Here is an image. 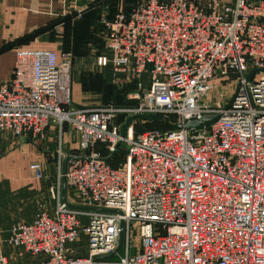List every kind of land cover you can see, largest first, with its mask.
<instances>
[{"label":"built area","instance_id":"obj_1","mask_svg":"<svg viewBox=\"0 0 264 264\" xmlns=\"http://www.w3.org/2000/svg\"><path fill=\"white\" fill-rule=\"evenodd\" d=\"M99 22L110 55L98 63L134 84L135 105L72 107L70 60L55 50H18L0 84V135L77 133L78 154L58 157L74 204L87 208L62 201L59 170L52 212L41 205L13 225L7 245L43 256L38 264H264V0H138ZM230 79L231 100L212 102L213 83ZM122 113L172 116L174 128L135 133L134 120L122 137ZM209 116L219 118L184 129ZM28 168L44 178L42 163ZM121 224L120 251L98 259L115 251Z\"/></svg>","mask_w":264,"mask_h":264},{"label":"crops","instance_id":"obj_2","mask_svg":"<svg viewBox=\"0 0 264 264\" xmlns=\"http://www.w3.org/2000/svg\"><path fill=\"white\" fill-rule=\"evenodd\" d=\"M112 2L113 0H0V84L11 77L15 54L18 50H55L58 54L60 40L69 36V32L76 35L79 18L83 17L91 21L89 24L91 27L92 20L97 13L102 11L104 13V10ZM58 61H60L59 54ZM113 75L115 74L113 73ZM71 81L72 107L84 109L112 105V103H98L100 100L97 98L87 101L81 87L77 84L78 81L75 78L74 80L71 78ZM143 81L147 83L146 75L143 76ZM133 90L134 87L125 96L130 103H134L128 98L129 93ZM107 91L109 90L107 89ZM122 116L120 121H116V123L121 124L130 117L129 114ZM68 127L65 126L59 133L55 126H50L46 130L44 138L37 140H45L43 146L51 144V142L56 146L60 143L66 152L72 151L75 146L77 148L78 135ZM16 139L9 135H0V226L10 225L6 234L3 236L1 234L3 243L0 254L7 257L10 264H38L44 259L43 256H30L28 254L18 256L22 250L8 246L5 241L14 224L33 221L40 201L45 202L46 205L44 206L49 209V212H52L54 203L51 199L50 188L56 183L52 181L45 187L40 183L45 176L41 180L32 177L28 168L31 162L42 163L45 171L42 155L35 156L32 149L31 151L28 149L26 154L25 151H23L24 154H21L19 145L24 143L23 139L26 138H22V141ZM15 145L18 147L14 148ZM29 145L28 143L25 144L26 147ZM65 154L67 157L74 155L71 152ZM60 194L62 199V187H60ZM74 197L73 190L66 185L65 198L67 202L76 205L74 204ZM1 221H8V223L3 224ZM84 244L82 238L79 246ZM79 255H85V251L82 250Z\"/></svg>","mask_w":264,"mask_h":264},{"label":"rangeland","instance_id":"obj_3","mask_svg":"<svg viewBox=\"0 0 264 264\" xmlns=\"http://www.w3.org/2000/svg\"><path fill=\"white\" fill-rule=\"evenodd\" d=\"M137 1L138 0H117L115 3L109 4L107 9L104 10V13L103 11L100 13L96 11L98 13L95 18H93L91 27L89 25L91 21L86 20L83 17H81L82 19L79 18V22H77L79 23V25H77L78 30L76 32V35H72L71 32H69V36L60 40V47L58 50L60 62L66 60L65 56H67V59L69 58L71 78L73 80L75 78V80L78 81L77 84H79V86L81 87L83 95L86 97L87 101H91V99L97 98L100 100L98 103L117 104L121 101V97H119L120 101L118 102L116 101V96H112V94H114L112 90V80H114V84L117 85L118 88H121V90L130 85L131 81L126 80L124 74L117 73L113 75L112 68L105 69L98 63L99 57L110 55L104 44L103 30L101 29L102 27L100 26L101 24L99 21L102 16L112 17V15H114V13L118 10H125L128 5H133ZM213 85L214 89L211 91L210 95V97H212V102L214 101V98H216L218 101L222 102L224 106H226V104L231 100L236 91L237 82H235L233 79H230L226 83L220 81V83L215 82L213 83ZM107 89L109 91H107ZM221 96H224V98ZM123 114L125 113L118 114L116 116V121L119 122V118ZM173 119L174 117L169 116L166 118V121L169 123L173 121ZM65 126H69L68 128L73 131L70 125H64L63 129L65 128ZM152 126L153 125L147 124L145 122H138L136 126H133V131L136 132L135 127H138L137 129L140 132L148 130ZM158 126L161 127V125H154L153 127L158 128ZM21 139L22 138H17L16 140ZM23 140L24 143H20L19 145V147L21 148V154H26L28 149H30V151L32 149V152L35 154V156L39 154L42 155V161L45 165V178L41 180L40 183L45 187L48 186V184L52 181L54 183L57 182L59 170H61L62 174V165L65 159L59 158L58 152L61 151L64 155H66L65 153L70 152L71 154H78L76 146L74 149H72V151L69 150L70 152H66L64 150V147L59 146V144H57L56 146L52 142L51 144L43 146L45 144V140L38 141L27 138ZM27 143L28 145L31 144L32 146L29 145L28 147H26L25 144ZM16 147L18 146L15 145L14 148ZM23 151L25 152L23 153ZM41 202L42 201H40L38 204L37 212L41 209L42 204L46 205L45 202ZM44 208L49 210L47 207ZM1 222L3 224L8 223V221ZM9 227L10 225L0 226V234H2V236L5 235ZM131 252L133 253L134 251Z\"/></svg>","mask_w":264,"mask_h":264},{"label":"water","instance_id":"obj_4","mask_svg":"<svg viewBox=\"0 0 264 264\" xmlns=\"http://www.w3.org/2000/svg\"><path fill=\"white\" fill-rule=\"evenodd\" d=\"M251 77V74L248 76V79ZM141 119L143 121H150V122H157L159 120V117L156 115H142V116H130L128 117L125 122L121 125L120 127V135L122 137L126 136V131L127 128L129 127V125L135 120V119ZM219 118V116H209V117H204L199 121H195V122H189L184 126V129H188V130H199V129H203L205 127L210 126L211 124H213L215 121H217ZM178 129L181 128V126L177 127ZM118 146L116 145L115 147V153H121V151L118 150ZM68 158H66L63 162L62 165V178H61V187H62V201L64 203H66L70 208L72 209H87L84 207H80V206H76V205H71L67 202L66 198H65V190H66V179H65V170H66V164H67ZM106 211H110L111 210H106ZM123 224L120 225V232H119V238H118V244L117 247L115 249V251L107 256H103V257H99L98 259H111L113 258L121 249L122 244H123Z\"/></svg>","mask_w":264,"mask_h":264},{"label":"trees","instance_id":"obj_5","mask_svg":"<svg viewBox=\"0 0 264 264\" xmlns=\"http://www.w3.org/2000/svg\"><path fill=\"white\" fill-rule=\"evenodd\" d=\"M116 1H114L113 0V2L112 3H115ZM131 6L132 5H128L126 8H125V11L126 12H129L130 11V8H131ZM100 13V12H99ZM116 13V12H115ZM114 13V14H115ZM114 15H112V17H113ZM101 26V25H100ZM102 27V26H101ZM102 29V28H101ZM14 45V44H13ZM111 68V66L110 65H108V66H106L105 67V69H108V68ZM134 87V84L131 82L130 83V85H128L126 88H124V89H122L121 90V88H118L117 87V85H115L114 83L112 84V88H113V90H114V94H115V96H116V101H120V99H119V97H121V101L119 102V103H114V104H112V106H116V107H130V106H132L134 103H130L128 100H126V98H125V96H126V94L128 93V91L131 89V88H133ZM117 93V94H116ZM135 105V104H134ZM104 106H108V105H104ZM123 116L121 115L120 116V118L119 119H121ZM138 122H145V123H147V124H151V125H161V127L160 126H158V128L157 129H160V130H162V131H169V130H171V129H173L174 128V126H171L167 121H166V119L164 118V117H162V116H160L159 117V120L157 121V122H150V121H143V120H141V119H139V118H137V119H135V126L137 125V123ZM151 127V128H149V129H154V127ZM136 128V132L135 133H139V131H138V127H135ZM148 129V130H149ZM140 132H142V131H140ZM119 158H120V155H118V154H115L113 157H111V158H109L108 159V163L112 166V167H116V165H117V163H118V160H119Z\"/></svg>","mask_w":264,"mask_h":264}]
</instances>
